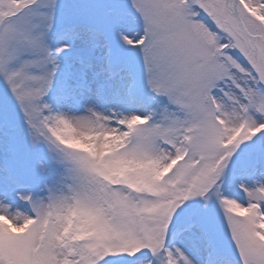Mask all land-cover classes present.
<instances>
[{
  "label": "snow or ice",
  "instance_id": "1",
  "mask_svg": "<svg viewBox=\"0 0 264 264\" xmlns=\"http://www.w3.org/2000/svg\"><path fill=\"white\" fill-rule=\"evenodd\" d=\"M0 264H264V0H0Z\"/></svg>",
  "mask_w": 264,
  "mask_h": 264
}]
</instances>
